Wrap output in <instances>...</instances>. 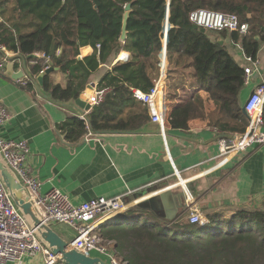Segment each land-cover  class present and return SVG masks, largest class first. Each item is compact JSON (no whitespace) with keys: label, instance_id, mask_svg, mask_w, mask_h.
Returning <instances> with one entry per match:
<instances>
[{"label":"trees","instance_id":"16d2710c","mask_svg":"<svg viewBox=\"0 0 264 264\" xmlns=\"http://www.w3.org/2000/svg\"><path fill=\"white\" fill-rule=\"evenodd\" d=\"M201 8L236 15L247 23V31H215L218 36L213 38L208 29L195 28L189 19ZM226 36L240 44L246 57L255 59L264 42V0H0V45L12 53L11 61L23 60L22 87L35 91L36 77L46 67L67 72L64 85L55 83L50 73L42 77L39 90L56 103L77 99L91 73L122 43L130 45L131 58L114 63L97 83V88L109 90L103 102L89 109L85 119L68 117L58 125L71 144L79 143L88 131L141 130L150 115L132 89L150 90L160 75L163 53L165 92L169 87L168 94H174L170 82L177 74L193 76L215 106L205 112L209 122L221 131L243 132L246 123L238 94L246 75L224 43L217 41ZM33 42L42 43L43 47H33V53L42 48L48 63L44 57L22 53L24 43ZM85 45L93 52L79 59V49ZM203 101L195 96L196 105ZM225 211L219 209L200 224L189 222L185 207L171 217L132 207L100 225L99 233L124 264H264V205Z\"/></svg>","mask_w":264,"mask_h":264},{"label":"crops","instance_id":"0c3cea01","mask_svg":"<svg viewBox=\"0 0 264 264\" xmlns=\"http://www.w3.org/2000/svg\"><path fill=\"white\" fill-rule=\"evenodd\" d=\"M207 32L213 38L218 36L215 30ZM221 40L234 60L251 70L238 94L242 108L251 92L264 83V42L260 43L255 60H251L229 36ZM36 46L43 47L42 43H24L22 53L41 56L42 48L33 53ZM92 52L90 45L82 46L78 58L89 57ZM163 55L160 73L164 67L167 77V60ZM130 58V45L122 43L117 53L91 73L80 95L97 88L114 63ZM11 62L15 72L25 71L19 58ZM28 63L26 60L27 69ZM5 66L0 72V106L7 110L9 118L0 125V137L27 143V161L41 182L42 193L57 187L75 204L101 196H119L132 207L153 209L156 214L170 217L193 204L206 219L219 209L227 210V214L239 206L264 205V143L253 144L231 158L215 159L217 141L223 133L205 115L215 106L206 100L193 76L177 74L171 80L170 93L174 94L170 96L167 87L162 124L150 117L141 130L86 136L87 132L79 143L71 144L58 125L68 117L81 118L89 109L81 112L75 105L76 99L59 104L38 89L27 90L22 87L24 77L16 80L4 75ZM50 75L55 83L65 84L67 72L53 68ZM91 83L93 87H89ZM80 95V99L86 100ZM197 95L204 100L200 103L203 109L194 103ZM243 121L246 123L245 115ZM43 262L42 255L37 254L7 264Z\"/></svg>","mask_w":264,"mask_h":264},{"label":"built area","instance_id":"2783aa9c","mask_svg":"<svg viewBox=\"0 0 264 264\" xmlns=\"http://www.w3.org/2000/svg\"><path fill=\"white\" fill-rule=\"evenodd\" d=\"M190 21L200 28L228 32L237 31L244 34L247 23L240 22L236 15L226 14L208 9H197L189 14ZM0 72L10 60L12 53L0 45ZM38 56V55H37ZM48 63V56L42 53ZM251 59V58H249ZM21 60L24 66L23 60ZM255 60V59H251ZM254 64L256 62L254 61ZM47 68V67H46ZM45 68V69H46ZM245 75L251 73L250 68L244 69ZM23 77L26 80L24 73ZM22 77V78H23ZM166 71L161 69L159 77L147 92L132 89L133 97L148 107L152 120L162 124L163 100L165 95ZM23 81L24 84L26 81ZM107 88H94L91 92H83L82 96L89 105V109L103 102ZM264 83L259 84L243 104L246 113V127L242 133L220 131L217 141V160H224L239 155L253 144L264 143ZM88 111V110H87ZM86 112L81 115L85 119ZM9 114L0 106V125L8 120ZM215 130H218L215 128ZM92 135L88 131L86 136ZM0 151L8 164L17 172L25 185L30 201L44 221H54L68 225L76 231V236L70 241L75 249L91 255L101 257L107 264H124L110 247V242L104 240L99 227L114 218L116 212H125L132 208L129 202L119 196L97 197L73 203L69 196L52 187L49 191H40L41 182L32 173L28 163L29 148L24 140L3 139L0 137ZM188 220L190 223L203 224L206 218L200 214L198 208L189 205ZM40 254L43 264H63L58 255L52 254L45 248L29 228L24 218L18 212L9 198L2 181L0 180V264L20 261L25 256Z\"/></svg>","mask_w":264,"mask_h":264},{"label":"water","instance_id":"95a60500","mask_svg":"<svg viewBox=\"0 0 264 264\" xmlns=\"http://www.w3.org/2000/svg\"><path fill=\"white\" fill-rule=\"evenodd\" d=\"M130 11V4L124 6V13L122 18L121 25V35L120 40L124 41L126 35V22L128 14ZM195 28H198L197 25H193ZM201 31H205L204 28H200ZM220 44L223 41L219 38L217 40ZM34 55V54H33ZM30 55V56H33ZM164 56V55H163ZM52 67H47L39 73L36 77L37 89L39 90L41 85L42 77L45 74L52 72ZM4 75L9 76L13 79H19L23 77L24 71L20 70L15 72L13 70V63L8 61L5 66ZM94 84L91 83L89 87H93ZM75 105L82 112L89 109V105L85 100L80 99L79 97L75 100ZM242 112L246 115L243 107ZM119 131H100L99 134L115 133ZM0 180L7 191L9 198L11 199L13 205L21 214V216L26 221L27 225L31 230H33L34 235L38 241L47 248L52 254L58 255V259L63 264H107L99 256H91L85 254L74 247L71 246L70 242L63 238L56 230L55 225L57 224L54 221H44L43 218L39 215L32 202L29 199L27 189L23 182L21 181L17 172L8 164L4 159L0 151ZM182 195V193H180ZM123 212H116L117 216ZM167 217H170L167 215Z\"/></svg>","mask_w":264,"mask_h":264},{"label":"rangeland","instance_id":"374dc122","mask_svg":"<svg viewBox=\"0 0 264 264\" xmlns=\"http://www.w3.org/2000/svg\"><path fill=\"white\" fill-rule=\"evenodd\" d=\"M54 228L63 237H65V239L68 240L69 242L76 236V231L73 230L72 228H70L66 224L57 223V225H55ZM119 259H120V257H119Z\"/></svg>","mask_w":264,"mask_h":264}]
</instances>
